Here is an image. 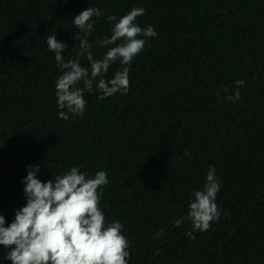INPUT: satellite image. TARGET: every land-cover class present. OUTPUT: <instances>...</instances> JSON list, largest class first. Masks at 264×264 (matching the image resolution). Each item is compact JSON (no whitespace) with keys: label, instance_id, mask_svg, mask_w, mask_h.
I'll list each match as a JSON object with an SVG mask.
<instances>
[{"label":"trees","instance_id":"trees-1","mask_svg":"<svg viewBox=\"0 0 264 264\" xmlns=\"http://www.w3.org/2000/svg\"><path fill=\"white\" fill-rule=\"evenodd\" d=\"M88 7L104 14L92 18L87 37L96 59L107 51L97 41L112 34L109 15L143 8L137 23L158 35L141 37L146 44L128 66L127 93L101 100L85 90L84 115L64 120L55 87L62 69L47 36L66 42L65 61L90 69L87 54L73 51L79 30L72 24ZM121 67L113 63L105 78ZM241 79L240 99L227 100ZM36 164L45 182L73 166L90 177L107 173L100 208L124 225L128 264H264V0H0L6 224L26 204L24 177ZM210 166L220 183V217L200 231L186 216ZM9 251L0 245V264H12Z\"/></svg>","mask_w":264,"mask_h":264},{"label":"clouds","instance_id":"clouds-1","mask_svg":"<svg viewBox=\"0 0 264 264\" xmlns=\"http://www.w3.org/2000/svg\"><path fill=\"white\" fill-rule=\"evenodd\" d=\"M144 13L145 9L134 7L119 19L115 15L107 17L114 23L111 36L97 41L100 47L107 48L101 59L94 57L93 44L87 37L94 29L92 18L104 14L98 7H88L75 16L72 24L79 30L74 36L79 41V51L75 47L73 51L77 57L87 54L90 69L82 67L79 59L65 61L66 42L58 40L55 34L47 36L48 50L55 53V60L62 69L55 85L59 118L67 120L69 113L84 115L85 90L99 92L101 100L117 92H128V66L146 44L141 37L158 35L152 25L142 28L137 23V18ZM116 61H120L121 70L106 79V73ZM80 82L83 87L77 86ZM245 83L237 80V91L226 99L239 100L238 89ZM39 170V164L28 166L24 177L27 202L16 210L14 220L6 224L5 216L0 214V245L10 249L6 259L12 264H128L129 240L122 231L124 225L119 220L109 222L100 208L99 189L109 183L107 173L101 170L90 177L78 166H73L45 182L38 178ZM219 190L215 167L210 166L203 189L195 190L194 199L189 203L186 219L194 229L206 231L213 220H219L216 202ZM181 223L182 220L175 222L176 226ZM161 233L163 229L157 233V238ZM187 234L192 235L191 232Z\"/></svg>","mask_w":264,"mask_h":264},{"label":"water","instance_id":"water-1","mask_svg":"<svg viewBox=\"0 0 264 264\" xmlns=\"http://www.w3.org/2000/svg\"><path fill=\"white\" fill-rule=\"evenodd\" d=\"M244 41H245V39H244ZM245 43H246V41H245ZM250 58L252 59L253 62H255L253 57H252V55H251V53H250Z\"/></svg>","mask_w":264,"mask_h":264}]
</instances>
